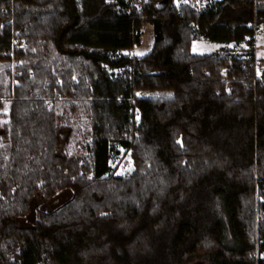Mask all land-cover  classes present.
I'll return each mask as SVG.
<instances>
[{"label": "trees", "instance_id": "obj_1", "mask_svg": "<svg viewBox=\"0 0 264 264\" xmlns=\"http://www.w3.org/2000/svg\"><path fill=\"white\" fill-rule=\"evenodd\" d=\"M255 19L264 2L0 0V264H264Z\"/></svg>", "mask_w": 264, "mask_h": 264}, {"label": "built area", "instance_id": "obj_2", "mask_svg": "<svg viewBox=\"0 0 264 264\" xmlns=\"http://www.w3.org/2000/svg\"><path fill=\"white\" fill-rule=\"evenodd\" d=\"M222 0H172L173 8L179 10L181 7L189 6L198 14H203L209 8L211 2L219 3ZM254 5H257L264 0H251ZM251 31L249 35H245V48L250 51V57L244 62V69H252L254 72L255 80H259L264 72V22L255 19L248 27ZM143 39V38H142ZM128 58L131 60V64L125 69L129 76L134 75L135 66L138 61L145 59V55H139L136 49L130 50L126 53ZM132 83V81H131ZM137 98L144 99L147 94L144 92H137Z\"/></svg>", "mask_w": 264, "mask_h": 264}, {"label": "rangeland", "instance_id": "obj_3", "mask_svg": "<svg viewBox=\"0 0 264 264\" xmlns=\"http://www.w3.org/2000/svg\"><path fill=\"white\" fill-rule=\"evenodd\" d=\"M156 32L153 25H148L144 29L142 44L136 48V52L139 55L147 56L153 49L156 40ZM219 47L206 43L204 41H198L193 45V51L197 54L212 53ZM264 56V52H263ZM264 58V57H263ZM9 109L10 104L5 103L4 107L0 109V127L9 122ZM133 171V160L131 159L130 153L125 149L116 146L112 153L111 158V172L116 177L128 176Z\"/></svg>", "mask_w": 264, "mask_h": 264}, {"label": "water", "instance_id": "obj_4", "mask_svg": "<svg viewBox=\"0 0 264 264\" xmlns=\"http://www.w3.org/2000/svg\"><path fill=\"white\" fill-rule=\"evenodd\" d=\"M198 264H202V263H198Z\"/></svg>", "mask_w": 264, "mask_h": 264}]
</instances>
